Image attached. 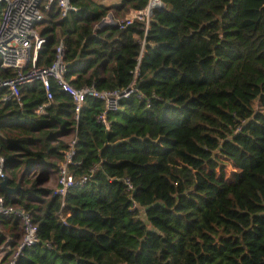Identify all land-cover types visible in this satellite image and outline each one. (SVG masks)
<instances>
[{"label":"trees","instance_id":"1","mask_svg":"<svg viewBox=\"0 0 264 264\" xmlns=\"http://www.w3.org/2000/svg\"><path fill=\"white\" fill-rule=\"evenodd\" d=\"M71 1L44 11L37 64L61 40L73 85L134 90L107 124L103 99L76 116L54 78L44 112L39 80L0 100L3 170L11 186L21 178L0 195L31 212L38 236L13 258L21 222L0 212V264H264V0H161L147 26L119 21L149 0ZM69 148L64 195L30 178Z\"/></svg>","mask_w":264,"mask_h":264},{"label":"built area","instance_id":"2","mask_svg":"<svg viewBox=\"0 0 264 264\" xmlns=\"http://www.w3.org/2000/svg\"><path fill=\"white\" fill-rule=\"evenodd\" d=\"M52 3H55L62 15L68 10L77 9V5L71 0H0V100L21 99L22 86L36 80L41 81L45 90L47 101L37 105L36 112H44L45 106L52 98L50 92V78H54L60 87L68 92L74 101L75 114L89 95L99 97L104 101V109L98 113V119L107 124V110L116 109L119 100L128 96L133 90V81L123 88L97 90L90 85L75 86L65 78L66 64L63 59V44L60 40L55 47V55L49 64H37L38 50L45 41V36L39 32V22L43 18L44 11ZM161 0H149L147 5L140 9H133V13L127 14L119 24L132 22L134 18L149 23V17L153 7H160ZM105 16L107 22L115 21ZM74 139L69 142L71 145ZM72 148L65 151V157L58 163L56 183L52 194L64 195L67 189L75 182L73 174L68 169L71 160ZM3 157L0 156V177L5 174L3 170ZM84 177L81 181H84ZM128 186L131 183L127 180ZM0 212L14 214L19 217L22 227L20 243L13 254V258L19 249L37 241V224L33 221L31 212L15 203H5L4 197L0 195ZM13 259L11 264H13Z\"/></svg>","mask_w":264,"mask_h":264},{"label":"rangeland","instance_id":"3","mask_svg":"<svg viewBox=\"0 0 264 264\" xmlns=\"http://www.w3.org/2000/svg\"><path fill=\"white\" fill-rule=\"evenodd\" d=\"M105 4H111L113 0H101ZM154 8V7H153ZM68 142H70L73 138V134H69L68 136L64 137ZM56 168L52 169H42L41 166H37L32 172H30V178L38 177V184L42 186H48L53 188L56 183ZM7 249L6 245H0V257L5 253Z\"/></svg>","mask_w":264,"mask_h":264},{"label":"water","instance_id":"4","mask_svg":"<svg viewBox=\"0 0 264 264\" xmlns=\"http://www.w3.org/2000/svg\"><path fill=\"white\" fill-rule=\"evenodd\" d=\"M109 17L113 19V17L111 15H109ZM105 22H107V20L105 19V17H103L99 21L100 24L105 23ZM20 180H21V178L19 179V181H18V183L16 185L11 186V185L8 184L7 175H4L2 177V179L0 180V187L3 188L4 190L10 192V193H14L15 190H17L19 188V186H20Z\"/></svg>","mask_w":264,"mask_h":264},{"label":"crops","instance_id":"5","mask_svg":"<svg viewBox=\"0 0 264 264\" xmlns=\"http://www.w3.org/2000/svg\"><path fill=\"white\" fill-rule=\"evenodd\" d=\"M98 1H101V0H98ZM118 0H113V2L112 3H114V2H117ZM103 2V1H102ZM131 13H133V9L132 10H130L127 14H131ZM126 14V15H127ZM60 160H58L57 162H59Z\"/></svg>","mask_w":264,"mask_h":264}]
</instances>
